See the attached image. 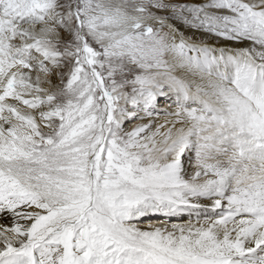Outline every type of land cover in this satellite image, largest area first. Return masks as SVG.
<instances>
[{
	"label": "snow or ice",
	"instance_id": "obj_1",
	"mask_svg": "<svg viewBox=\"0 0 264 264\" xmlns=\"http://www.w3.org/2000/svg\"><path fill=\"white\" fill-rule=\"evenodd\" d=\"M251 101L264 0H0V264H264Z\"/></svg>",
	"mask_w": 264,
	"mask_h": 264
},
{
	"label": "bare ground",
	"instance_id": "obj_2",
	"mask_svg": "<svg viewBox=\"0 0 264 264\" xmlns=\"http://www.w3.org/2000/svg\"><path fill=\"white\" fill-rule=\"evenodd\" d=\"M251 112L246 126L243 129V139L247 142L248 151L242 163L237 164V174L233 180V187L237 189L256 190L253 186L264 184V138L253 137L247 127L251 123V117H259L260 109L255 101L250 102ZM232 149H229L231 153ZM225 165H230L229 157L221 158Z\"/></svg>",
	"mask_w": 264,
	"mask_h": 264
}]
</instances>
